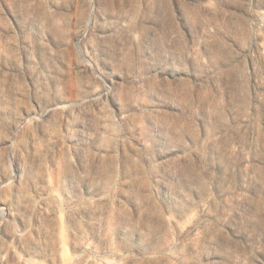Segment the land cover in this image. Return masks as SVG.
<instances>
[{"label": "rangeland", "instance_id": "obj_1", "mask_svg": "<svg viewBox=\"0 0 264 264\" xmlns=\"http://www.w3.org/2000/svg\"><path fill=\"white\" fill-rule=\"evenodd\" d=\"M0 264H264V0H0Z\"/></svg>", "mask_w": 264, "mask_h": 264}]
</instances>
